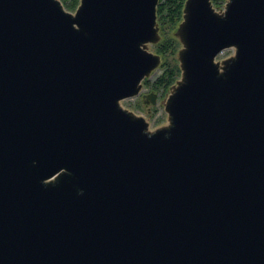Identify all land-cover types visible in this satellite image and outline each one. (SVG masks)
I'll return each instance as SVG.
<instances>
[{
  "label": "water",
  "instance_id": "1",
  "mask_svg": "<svg viewBox=\"0 0 264 264\" xmlns=\"http://www.w3.org/2000/svg\"><path fill=\"white\" fill-rule=\"evenodd\" d=\"M157 1L0 0V264H264V0L184 1L149 129Z\"/></svg>",
  "mask_w": 264,
  "mask_h": 264
},
{
  "label": "rangeland",
  "instance_id": "2",
  "mask_svg": "<svg viewBox=\"0 0 264 264\" xmlns=\"http://www.w3.org/2000/svg\"><path fill=\"white\" fill-rule=\"evenodd\" d=\"M219 1L220 2H219V4H217L216 7L212 3L217 11H221L226 0H219ZM67 3H68V1H67ZM77 4H75V6L73 8H70L64 2L63 6L67 10L73 12L75 10ZM175 28L172 30L168 29L167 31L162 32V33H163V35H169L172 33V35L175 36L174 35ZM159 33H160V30H159ZM178 43H180V41ZM155 45H156V43L148 44V49L152 52L157 53L156 49H155ZM180 46H181V43L179 44V47L177 48V50L174 52L172 51V49H170L168 51L169 53H167L168 56L166 57V59L170 64H172L174 62H177L176 64L179 63L177 51L180 48ZM232 53H233V48H225L217 54L216 60L220 61L221 59L230 56ZM160 62H161V59H160ZM157 65L158 66L155 67L154 70H152L150 72V74L142 80V85H141L142 88L138 94L131 96V97H125V98L120 100V104L123 108H126V109L134 112L135 114L141 115L143 118H145L148 121V127L147 128H149V129H154L156 127H159V126H162V125H165L168 123V117H167L168 115H167V112L165 111L163 105H164L166 97H167L166 95H168V93L171 91L172 84L167 88L165 85L158 84L157 82H155L157 77L163 71V67L160 66V63ZM179 76H180V73H179L177 79L179 78ZM150 91H153L156 93V95H155L156 101L153 104L151 103V101L142 97L143 96L142 94H147Z\"/></svg>",
  "mask_w": 264,
  "mask_h": 264
},
{
  "label": "trees",
  "instance_id": "3",
  "mask_svg": "<svg viewBox=\"0 0 264 264\" xmlns=\"http://www.w3.org/2000/svg\"><path fill=\"white\" fill-rule=\"evenodd\" d=\"M65 2L67 6L73 8L79 0H61ZM68 1V3H67ZM185 0H158L156 6L157 13V23L159 24L160 30V40L155 45L156 52L161 57L160 66L163 67L162 73L157 77L156 81L158 84L165 85L167 88L176 81L180 68L177 62L170 64L166 57L170 49L176 51L179 47V40L176 36H173L172 33L169 35H163L162 32L167 31L168 29H174L177 24L182 19V8ZM219 0H212V3L217 6Z\"/></svg>",
  "mask_w": 264,
  "mask_h": 264
},
{
  "label": "flooded vegetation",
  "instance_id": "4",
  "mask_svg": "<svg viewBox=\"0 0 264 264\" xmlns=\"http://www.w3.org/2000/svg\"><path fill=\"white\" fill-rule=\"evenodd\" d=\"M142 95H143L142 97L145 98V97H144V94H142Z\"/></svg>",
  "mask_w": 264,
  "mask_h": 264
}]
</instances>
